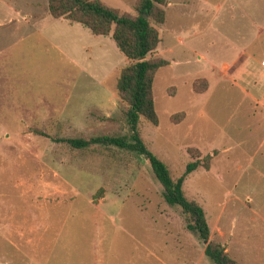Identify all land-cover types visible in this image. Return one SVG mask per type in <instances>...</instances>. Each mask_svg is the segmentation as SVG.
<instances>
[{
    "label": "rangeland",
    "instance_id": "obj_1",
    "mask_svg": "<svg viewBox=\"0 0 264 264\" xmlns=\"http://www.w3.org/2000/svg\"><path fill=\"white\" fill-rule=\"evenodd\" d=\"M100 1L136 14V0ZM175 1L161 6V23L150 21L160 41L148 57H163L168 64L155 71L151 84L157 124L140 120L138 135L173 177L187 161L211 158L209 148L218 151L211 174L196 167L186 176L183 193L205 210L208 238L237 264H255L258 256V264L264 263V251L257 256L254 247L255 231L264 224L243 208L244 193L250 206L253 200L264 202V178L249 170L223 171L226 156L245 165L255 151V164L264 154V140L257 146L260 134L235 133L232 138L241 143L223 152L234 144L228 138L229 114L234 123L251 116L249 100H241L221 69L242 37L256 25L264 29V9L259 12L255 0H241L253 1L245 10L223 5L216 11L210 4L222 0H185L182 6ZM4 2L22 0H0L2 13ZM73 27L78 33L70 31L69 41L59 43L65 52L29 37L0 55V264H212L203 244L183 228L178 210L162 200L142 155L58 141L128 135L125 105L114 92L118 69L128 60L109 36ZM250 49L264 54V30ZM256 80L235 82L253 90ZM180 114L172 123L171 116ZM215 216L222 237L212 224Z\"/></svg>",
    "mask_w": 264,
    "mask_h": 264
},
{
    "label": "trees",
    "instance_id": "obj_2",
    "mask_svg": "<svg viewBox=\"0 0 264 264\" xmlns=\"http://www.w3.org/2000/svg\"><path fill=\"white\" fill-rule=\"evenodd\" d=\"M164 4L165 0H136L133 5L136 14L132 16L100 0H46V11L51 17L77 23L93 35L109 36L116 49L128 60L118 69L114 81L115 95L125 105L122 114L128 135L70 137L58 141L71 148L92 144L111 145L142 155L161 188L162 200L178 210L183 228L203 244V255L212 264H237L219 243L208 238L209 229L202 208L186 198L182 190L184 177L199 165L206 169L210 155H204L200 161H187L181 174L173 177L167 167L145 147L138 135L140 120L153 126L157 124L151 84L155 71L167 65L168 61L159 56L148 57V54L153 52L159 41L158 32L150 21H163L161 6ZM192 88L199 91L195 84ZM180 118L181 114L176 115V118L171 116V122L178 123ZM195 153L194 156L198 155V151Z\"/></svg>",
    "mask_w": 264,
    "mask_h": 264
},
{
    "label": "crops",
    "instance_id": "obj_3",
    "mask_svg": "<svg viewBox=\"0 0 264 264\" xmlns=\"http://www.w3.org/2000/svg\"><path fill=\"white\" fill-rule=\"evenodd\" d=\"M176 1L178 3H181L182 6L185 0ZM176 1L174 2V4L176 3ZM225 1L226 0L215 2L213 4H210V6L214 11L221 9L223 5H225V7L227 8L234 9L235 7H237L238 9L245 10V7H247V5L251 6L253 4V1H244V5L242 4L241 0H229V2H227L228 4H226ZM255 1L256 7H258L259 5V8L257 10L259 12H263L264 0ZM4 3L6 5L2 4L4 7L3 13L0 11V55L11 47L16 46L18 43H23L27 40H30L29 37L36 38V41L38 42L42 41L45 44H49L52 48L56 46L58 50L60 49L61 51L65 52L63 47V50L62 48H59V43L64 46L65 44L62 42L63 39H67V41H69L70 31L76 30V32L78 33L76 27L73 26H79L81 28V26L77 23H69L61 18L51 17L46 11V0H22L21 4H14L9 2ZM254 27L255 25H253V28ZM263 30V27H261L260 25H256V31L250 33V35L242 37L241 41H243H240L239 47L234 49L233 55L227 61L225 60L221 64V69L226 75L224 77H228L229 82H231L229 85L234 86L236 91L241 95V100L246 98L249 100L250 107H248L246 115L251 116L250 120H240L237 123H234L233 121H231L233 113L229 114L228 120L230 124H228L227 128L229 132L228 138L234 141V144H230L223 148V152L229 151L230 148H232V145L241 143L240 138H232L235 133H237L238 135H242L243 137H252L254 134H260L259 144L257 146H260V144L264 140V67L260 64V60L264 59V54L255 53L250 49L252 44L256 42L258 38H260ZM193 52L197 54L198 59L203 58V55L201 53L195 51ZM252 61L256 62L257 65L253 66L251 64ZM248 67L254 68H251V70L249 71ZM244 77L252 79L256 78L257 80H260V82L256 80L257 83H255L257 86L254 84L255 88L253 90H249L238 85L235 82L236 80L243 81ZM240 105L241 104L239 103L238 106ZM199 150H201V152H206L204 149ZM210 150H214V154L210 153L211 158L207 169L200 168L206 175L211 174L214 158L216 157L218 152L215 148H209L207 152H209ZM255 155L256 153L255 151H253L249 158L246 161L244 160L243 163L245 165H242V162L237 158L226 156L225 161L223 162V171L228 175H234L239 169L242 172L249 170L261 175L264 178V154H261L259 159H257L258 161L253 164ZM196 169L197 168H195L191 172H194ZM191 172L189 174H192ZM186 176L184 177L182 182V190H184V184L188 182ZM234 184L235 181H232V187L234 186ZM232 198L235 201H238V203H241V200L235 195ZM244 201L245 202L243 204V208L248 210L250 214L254 215L257 220H260L264 224V202L253 200V206H250L249 203L251 201V197L247 193H244ZM199 206L201 207V205ZM203 211L205 213V210ZM218 219L219 218L215 216L212 224L217 233L220 234V237H222L223 230L218 224ZM233 221V218H230L228 225H232ZM206 222L208 224V220ZM262 228L260 227L259 230L257 229V231H255L254 247L257 250V256L258 254L260 255L262 251H264V226ZM240 246H243L242 240L240 242ZM225 248L227 250V247ZM258 258H255V264H258ZM260 264L264 263L260 262Z\"/></svg>",
    "mask_w": 264,
    "mask_h": 264
},
{
    "label": "built area",
    "instance_id": "obj_4",
    "mask_svg": "<svg viewBox=\"0 0 264 264\" xmlns=\"http://www.w3.org/2000/svg\"><path fill=\"white\" fill-rule=\"evenodd\" d=\"M260 64L264 67V59L260 60Z\"/></svg>",
    "mask_w": 264,
    "mask_h": 264
},
{
    "label": "water",
    "instance_id": "obj_5",
    "mask_svg": "<svg viewBox=\"0 0 264 264\" xmlns=\"http://www.w3.org/2000/svg\"><path fill=\"white\" fill-rule=\"evenodd\" d=\"M143 17H145V16L143 15Z\"/></svg>",
    "mask_w": 264,
    "mask_h": 264
}]
</instances>
